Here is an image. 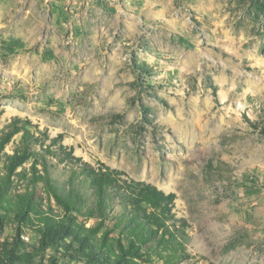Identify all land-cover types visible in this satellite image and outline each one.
Segmentation results:
<instances>
[{
    "label": "rangeland",
    "instance_id": "374dc122",
    "mask_svg": "<svg viewBox=\"0 0 264 264\" xmlns=\"http://www.w3.org/2000/svg\"><path fill=\"white\" fill-rule=\"evenodd\" d=\"M15 120L173 194L180 264H264V0H0V130ZM47 160L60 184L80 167ZM69 245L3 226L0 264H87Z\"/></svg>",
    "mask_w": 264,
    "mask_h": 264
},
{
    "label": "trees",
    "instance_id": "16d2710c",
    "mask_svg": "<svg viewBox=\"0 0 264 264\" xmlns=\"http://www.w3.org/2000/svg\"><path fill=\"white\" fill-rule=\"evenodd\" d=\"M19 124L15 120L0 130V227H12L17 237L36 235L42 248L63 247L68 240L71 252L87 264L187 260L184 223L173 213V194L105 164L82 162L66 149L61 135L41 139ZM17 135L19 144L7 153ZM57 156L80 164L63 184L51 175L47 160ZM8 253L2 259L11 264ZM28 257L23 254L18 261L31 264Z\"/></svg>",
    "mask_w": 264,
    "mask_h": 264
}]
</instances>
